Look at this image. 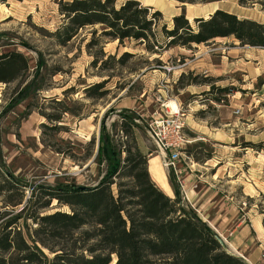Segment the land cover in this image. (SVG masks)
I'll use <instances>...</instances> for the list:
<instances>
[{
    "label": "rangeland",
    "instance_id": "374dc122",
    "mask_svg": "<svg viewBox=\"0 0 264 264\" xmlns=\"http://www.w3.org/2000/svg\"><path fill=\"white\" fill-rule=\"evenodd\" d=\"M61 1L65 2L0 0V55L17 51L30 65L28 72L12 81H0V146L8 171L27 185V195L38 184L95 185L105 172V164L96 160L102 119L112 132L119 114L128 110L139 117L137 142L148 157L153 180L157 168L171 184L172 197L178 191L183 202L224 240L229 252L261 262L264 150L246 145L264 142V49L242 46L231 36L194 44L192 49L177 46L152 53L138 41L119 45L100 35V25L82 28L62 44L63 36L57 31L68 21L60 12ZM143 1L158 4V0ZM160 1L162 23L168 28L172 27L170 15L176 11L184 12L193 25L195 17L207 18L215 9L264 23V10L258 3ZM94 29L99 31L98 41L88 47ZM123 53L132 56L121 61ZM195 76L199 82L206 77L215 81L213 85L192 84ZM12 99L19 103L7 111ZM176 106L186 112L188 140L177 164L182 171L178 178L149 134L152 117ZM194 180L198 182L195 191L187 196V186ZM255 185L261 186L260 192L254 190ZM203 189L207 192L197 198ZM55 204L52 201L48 212L56 210ZM216 215H222L219 223L213 221ZM253 224L246 239L241 228ZM256 229H260V241L255 238Z\"/></svg>",
    "mask_w": 264,
    "mask_h": 264
},
{
    "label": "trees",
    "instance_id": "16d2710c",
    "mask_svg": "<svg viewBox=\"0 0 264 264\" xmlns=\"http://www.w3.org/2000/svg\"><path fill=\"white\" fill-rule=\"evenodd\" d=\"M117 1H61L60 12L68 23L57 31L63 36L60 42L66 44L82 28L100 25V35L119 45L138 41L152 53L177 46L192 49L194 44L231 36L242 46L264 49V23L223 9H215L207 18L195 17V25L182 12L172 17L168 28L160 10L138 0ZM238 1L242 6L258 3L264 10V0ZM98 32L92 31L88 47L98 41ZM128 56L132 55L123 53L120 60ZM29 69V60L20 52L0 55V81L10 82ZM214 81L206 77L199 82L195 76L191 83L213 85ZM18 103L12 99L6 110ZM119 117L112 132L102 119L96 160L105 164V172L92 186L38 184L27 195V185L7 173L0 146V264H249L222 246L216 232L178 191L172 197L156 184L137 142L139 117L128 110ZM246 146L264 150V142ZM54 200L56 210L48 212Z\"/></svg>",
    "mask_w": 264,
    "mask_h": 264
},
{
    "label": "built area",
    "instance_id": "2783aa9c",
    "mask_svg": "<svg viewBox=\"0 0 264 264\" xmlns=\"http://www.w3.org/2000/svg\"><path fill=\"white\" fill-rule=\"evenodd\" d=\"M239 112V109L235 111ZM185 113L179 106L176 109L169 108L164 113L153 116L149 124V134L164 155L166 166L175 171L188 143L185 135Z\"/></svg>",
    "mask_w": 264,
    "mask_h": 264
},
{
    "label": "crops",
    "instance_id": "0c3cea01",
    "mask_svg": "<svg viewBox=\"0 0 264 264\" xmlns=\"http://www.w3.org/2000/svg\"><path fill=\"white\" fill-rule=\"evenodd\" d=\"M65 1H71V0H65ZM122 1H125V0H122ZM138 1H140L143 5H147V6H151V7H153L154 9H158V10H160L163 14H164V12L160 9V8H158V4H159V1L160 0H158V4H151V3H145L143 0H138ZM161 2V1H160ZM178 14H180L178 11H176V12H174V13H172L171 15H170V17H173L174 15H178ZM196 46H198V45H196ZM205 90V89H204ZM172 171L174 170V169H171ZM174 172L176 173V177L178 178L179 177V174H181V169L179 168V167H177L176 168V171L174 170ZM190 177V176H189ZM154 178H155V180H156V182L158 183V185L163 189V190H165L170 196H172L171 195V193L169 192V191H171V184L168 182V180H167V177H166V175L165 174H163L162 172H160L157 168L154 170ZM192 179H190V181H191ZM184 182V181H183ZM194 183H198L196 180H194V181H192V182H190V184L187 186V191H186V194H187V196H188V194L190 193V191L192 190V191H195L194 189H193V186H194ZM259 183H261V178L259 177ZM189 187H192V189L190 188L189 189ZM185 188H186V186H185ZM253 188H254V190L255 191H257V192H260L261 191V186H258L257 187V185H255V186H253ZM259 188V189H258ZM246 189V188H245ZM259 190V191H258ZM185 191V190H184ZM207 192V189L204 191V189L203 190H201V191H199L198 192V197L197 198H201V196L203 197L204 195H205V193ZM248 194V196L250 197V198H252V196L253 195H250V193H247ZM203 201V200H202ZM204 205V204H203ZM204 206H207V205H204ZM250 212L252 211V210H249ZM220 216H222V215H216L215 216V219L213 218V221L214 222H218L219 223V218H220ZM202 218V217H201ZM203 219V218H202ZM204 221H207L206 219H203ZM259 220V222L262 220V218H259L258 219ZM210 222V221H209ZM221 225V224H220ZM220 225H219V227H220ZM254 226V224L252 225V227H250L249 225L248 226H244V227H242L241 228V231L242 232H245V237H246V239H247V237L249 236V234L251 233V231H253L251 228H254L253 227ZM260 227L263 229V227H262V224H261V222H260ZM255 230V229H254ZM260 230V229H259ZM259 230L258 229H256V231H255V238H257V240H261V238H260V236H259ZM233 254H235V253H233ZM248 257H250V255L248 256ZM260 259V258H259ZM246 260L249 262V264H264V258H261V262H255V263H253L252 261H250V259L249 258H246Z\"/></svg>",
    "mask_w": 264,
    "mask_h": 264
},
{
    "label": "water",
    "instance_id": "95a60500",
    "mask_svg": "<svg viewBox=\"0 0 264 264\" xmlns=\"http://www.w3.org/2000/svg\"><path fill=\"white\" fill-rule=\"evenodd\" d=\"M7 173L10 174V172H7ZM81 188H86V186H81ZM217 239L222 244V246L225 247V242H224V240L219 235H217Z\"/></svg>",
    "mask_w": 264,
    "mask_h": 264
},
{
    "label": "bare ground",
    "instance_id": "6f19581e",
    "mask_svg": "<svg viewBox=\"0 0 264 264\" xmlns=\"http://www.w3.org/2000/svg\"><path fill=\"white\" fill-rule=\"evenodd\" d=\"M177 108V106L175 107V108H173V109H176ZM114 263V262H113Z\"/></svg>",
    "mask_w": 264,
    "mask_h": 264
}]
</instances>
